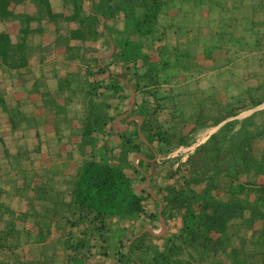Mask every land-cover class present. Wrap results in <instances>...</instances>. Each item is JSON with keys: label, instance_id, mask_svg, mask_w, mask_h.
<instances>
[{"label": "trees", "instance_id": "obj_1", "mask_svg": "<svg viewBox=\"0 0 264 264\" xmlns=\"http://www.w3.org/2000/svg\"><path fill=\"white\" fill-rule=\"evenodd\" d=\"M54 1L0 0V264H264V109L235 119L264 104V85L238 84L229 94L230 71L223 98L180 101L160 90L179 80V70L221 72L232 54L260 53L263 2L222 17L195 53L163 44L165 35L182 31L175 19L184 11H222L220 0ZM109 42L112 58L97 60ZM196 56L200 67L192 63ZM124 80L140 92L130 115L143 119L149 145L138 140L133 122L113 164L96 142L113 113L127 110ZM79 98L78 113L69 107ZM166 103L171 111L162 122ZM190 108L195 125L178 145L189 148L194 129L218 128L171 157L166 134H175ZM55 150L59 158H82L74 180L52 168ZM154 152L163 157L157 164L150 163ZM136 154L149 161L137 162L141 171L130 162ZM145 176L166 232L154 242H131L136 232L156 229L158 205L145 191ZM18 198L31 211L21 210Z\"/></svg>", "mask_w": 264, "mask_h": 264}, {"label": "rangeland", "instance_id": "obj_2", "mask_svg": "<svg viewBox=\"0 0 264 264\" xmlns=\"http://www.w3.org/2000/svg\"><path fill=\"white\" fill-rule=\"evenodd\" d=\"M255 0H220V3L223 5V10L212 13L211 15L206 13L205 9L202 10H196L194 13H188L187 15H184L185 11L180 14V16L175 19L178 26H183L182 31H175L169 30L166 37L164 38V43H170V45H177L181 44V47H185L186 45H183L187 43V41H190L191 45L193 46V49L195 50V53L197 52L196 49L199 46L198 41L202 38L210 35L211 32L217 29L218 21L222 17H227V15H234L238 16L242 12L248 11L249 4ZM263 2L264 0H257ZM54 4L57 6L59 4V0H55ZM175 11H172L171 14H175ZM169 18V17H168ZM168 18H166V22H168ZM170 20V19H169ZM256 21L261 22L260 26V32L261 35H264V7L259 12L258 18ZM263 42H264V36H263ZM225 49V47H223ZM243 51H239L238 53L232 54L231 59L233 62L230 64L228 68H224V70L220 71H203L202 73L195 75L189 79H185L187 83L182 84L183 91H187L189 93V99L192 97L194 100H199L201 98H205L206 96L213 95L215 98H222L224 97V92L226 87V80L230 81L233 79L230 76V71H233L234 73V79L231 81L227 88H229V94H235L238 84L243 86H254L258 83L261 85H264V54L255 55L250 54L246 55ZM206 65V64H205ZM209 65V64H207ZM234 65V66H233ZM44 71H47L48 68H42ZM196 73V72H195ZM244 83H240L243 82ZM175 86V84H173ZM231 88V89H230ZM161 93H167L171 88L168 86L161 88ZM176 89V88H175ZM81 99H84L85 95L82 93L80 94ZM183 98V97H182ZM80 98L73 103L70 104V109L74 110L79 113L84 109V101H82ZM170 103H166L167 110H164V113L161 114L160 121L169 120L168 115L170 114ZM264 109V104L260 105L259 107L241 112L235 119L242 120L243 118L251 115L254 111H261ZM195 110V109H194ZM115 114V112H114ZM184 117H182V121H179V124L177 123L174 127V133L172 135H167L166 138L171 141V153L169 156L175 157L180 156L181 154H185L186 152H189L193 150L198 145L202 144L207 137L217 130L218 127H212L209 129H194V132H191V137L193 138V144L187 148L184 149L182 146L178 145L177 141L180 136H185L187 133L192 131V127L195 125V118H196V110L193 111L192 108L187 109L184 112ZM6 138H9L6 137ZM65 140H63L64 142ZM57 150L51 152L53 153V157H56ZM50 156V154H49ZM74 159L68 155L67 162L63 165V167H67L69 169V173L71 174V177H76L77 173L79 171V167L82 164V158L78 155V153H73ZM70 159V160H69ZM163 160V157H157V160L153 162V164H157L160 161ZM69 164H72L71 166ZM17 170L16 166H12V169L9 170V172H15ZM17 203H19L22 207H24V202L26 201L24 198L22 199H15ZM21 207V208H22ZM166 227V226H165ZM157 228V224H156ZM139 232V231H138ZM166 232V230H165ZM165 234V233H164ZM56 249L58 253L60 254L62 252V247L56 245ZM59 257L58 259H60Z\"/></svg>", "mask_w": 264, "mask_h": 264}, {"label": "crops", "instance_id": "obj_3", "mask_svg": "<svg viewBox=\"0 0 264 264\" xmlns=\"http://www.w3.org/2000/svg\"><path fill=\"white\" fill-rule=\"evenodd\" d=\"M257 1V0H256ZM258 2V1H257ZM261 1H259V3H260ZM248 8V7H247ZM249 9V8H248ZM247 12V11H246ZM101 22H102V20H101ZM209 36V35H208ZM208 36H206V37H204V38H202L201 40H199L198 41V43H199V46H198V48L196 49V51L197 52H199L203 47H204V43L205 42H207V43H209V39L210 38H208ZM207 38V39H206ZM163 44H164V42H163ZM170 44V43H169ZM179 46H180V48H182L181 47V44L179 43L178 44ZM183 45H186L185 47H183V48H186L187 47V49H189V48H191V49H193V46L191 45V43H190V41H187V43H185V44H183ZM114 46V45H113ZM170 46H172V45H170ZM173 46H176V45H173ZM262 46H263V48L260 50V53H254V52H249V51H247V50H243V52H244V54H246L247 56L248 55H250V54H255V55H260L261 54V56L264 54V42H262ZM262 46H260V47H262ZM110 47V46H109ZM194 50V49H193ZM108 51H109V48H108V50L107 51H101V52H99L98 53V55H97V60H104V61H109L111 58H112V56H113V54H114V52H113V54H112V56L109 58V59H103L101 56L102 55H107V53H108ZM243 54V55H244ZM196 62H193L192 61V63H195V65H196V67H200L201 66V64H202V59L199 57L198 58V56H196L195 57V59H194ZM193 65V64H192ZM180 72L178 73V74H176L177 76L176 77H178L177 78V80L178 81H176L174 84H175V86L174 85H162L161 87H160V90H162L161 88L162 87H166V86H168L169 88H171V89H173L174 91L171 93V91H168L167 93H162L164 96H178V98H179V100L180 101H185V100H187L190 96H189V93L187 92V91H183V88H185V90H186V87H183L182 88V84L183 83H187V81H185V79H189V78H191V77H193V76H195V75H198V73L196 72H193V73H188V72H186L185 70H179ZM124 83L127 85V92H128V94H129V96H128V106H129V98H130V89L129 88H131V86H129V84H128V82H127V80H124ZM176 88V89H175ZM131 89H133V88H131ZM170 89V90H171ZM178 90V91H177ZM134 91V90H133ZM134 93H135V99H134V102H135V100L136 99H139V97H140V92H135L134 91ZM183 97V98H182ZM134 104V103H133ZM132 108H133V106H132ZM132 110V109H131ZM128 111V107H127V110H126V112H124V113H118V111L116 110L115 111V114L113 113V119H112V121L109 123V125L108 126H105L101 131H100V136H99V138H98V140H97V142H96V146H97V149H98V154H99V151H100V153H101V151L102 150H108L109 152H110V154L112 153V157L111 158H113L112 159V163L113 164H116L117 162H116V158H114V157H118L117 155H118V148H119V146L120 145H122L123 144V137H127L128 135H129V133L134 129V127H133V125H132V123L133 122H136L137 123V129H136V134H137V130H138V121H137V119H136V117H139V116H135V115H130V113H131V111L128 113L127 112ZM141 118V117H140ZM142 119V118H141ZM142 123H143V119H142ZM142 123H141V125H142ZM141 125H140V127H139V131L141 130ZM140 134H141V136H142V138L146 141V139H145V137L142 135V133H141V131H140ZM137 138H138V140L140 141V142H142V143H144L139 137H138V134H137ZM52 143H54V144H59V143H56V141H51ZM65 142V141H64ZM147 142V141H146ZM148 143V142H147ZM145 144V143H144ZM145 145H147V144H145ZM149 145V144H148ZM58 151V150H57ZM154 154H155V152H154ZM136 155H138V156H140V157H142V158H144L143 156H141V155H139V154H136ZM136 155H132L131 156V158H130V162H131V164H132V161H133V159H134V157L136 156ZM51 158H53V156H50ZM155 158V160L153 161H150V163H152L153 164V162H155L156 160H157V157L158 156H156V154H155V156H154ZM72 159H74V157L72 156ZM145 159V158H144ZM70 160V159H69ZM140 160H142V161H144V162H149L147 159L146 160H143V159H137L136 160V165H137V162L138 161H140ZM68 160L67 159H65V158H63L62 156H61V158H59V151L57 152V154H56V157H55V159H54V162L52 163V168L54 169L55 168V170H57L58 171V177L59 178H61V176H68V178H70L71 180H74V177H71V174L69 173V169L67 168V167H63V165L67 162ZM70 165V164H69ZM71 166V165H70ZM133 166V165H132ZM60 169H63V172L60 170ZM56 176H57V173L54 171L53 172V174H52V178L53 179H55L56 178ZM149 178V177H148ZM57 186H58V188L60 189V187H59V185L57 184ZM27 206V202L25 201L24 202V207H22V209L21 210H25V211H27V209H25V207ZM28 210H30L31 211V208L30 209H28ZM58 221H60V220H58ZM147 230V229H146ZM155 230L156 229H154V230H152V229H148V231L149 232H151V233H154L155 232ZM148 234V233H147ZM60 235L59 234H56V237L58 238V239H60V237H59ZM162 237V236H161ZM49 240L50 239H47L46 241H45V243H48L49 242ZM35 240H33V239H31L30 238V243H33ZM37 243V242H36ZM44 244V242H40V243H38V245H43ZM29 246V245H28Z\"/></svg>", "mask_w": 264, "mask_h": 264}, {"label": "water", "instance_id": "obj_4", "mask_svg": "<svg viewBox=\"0 0 264 264\" xmlns=\"http://www.w3.org/2000/svg\"><path fill=\"white\" fill-rule=\"evenodd\" d=\"M103 23H104V20L102 19V22H101V26H102V29L104 31V26H103ZM109 51L107 53V55H102L101 57L103 59H109L113 52H114V46L111 42H109ZM130 89V98H129V106H128V113L131 111L132 109V106H133V103H134V99H135V93L133 91V89L129 88ZM137 121H138V130H137V134H138V137L145 143L148 145V143L142 138L141 134H140V131H139V127L142 123V119L140 117H136ZM137 159H143V160H146L138 155H136L132 161V165L135 169H137L138 171H141L138 166L136 165V160ZM155 160V159H154ZM153 160V161H154ZM145 191L147 193L148 196H150L154 201L157 202V205H158V217H157V228L155 230L154 233H151L149 232L148 230L146 229H143L139 232H136L132 239H131V242L138 239V238H143L145 241L147 242H154L156 241L158 238H160L161 236L164 235L165 233V230H166V227H165V223L163 221V218H162V204L161 202L159 201V199L151 192L150 190V180L148 178V176H145ZM148 233V234H147Z\"/></svg>", "mask_w": 264, "mask_h": 264}]
</instances>
